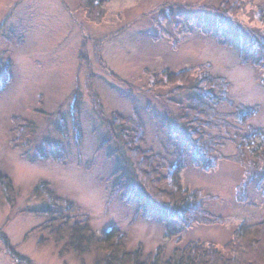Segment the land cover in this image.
<instances>
[{"label": "rangeland", "instance_id": "1", "mask_svg": "<svg viewBox=\"0 0 264 264\" xmlns=\"http://www.w3.org/2000/svg\"><path fill=\"white\" fill-rule=\"evenodd\" d=\"M87 1L0 0V177L11 179L16 194L11 207L0 181V230L31 264H93L92 254H59L60 245L52 240L38 246L46 230L25 237L46 220L20 212L44 202V195L32 194L43 179L77 202L95 230L120 229L128 247L140 242L148 251L164 245L168 254L174 246L195 240L222 249L238 224L264 221V182L247 179L227 157L234 153L232 139H239L241 130L229 126L213 131L224 138L218 147L222 157L211 169L185 157L182 183L202 193L205 211L213 218L191 225L174 221L176 233L166 237L159 206L144 215L136 199L127 203L112 191L110 175L124 160L98 116L94 97L100 99L104 119L116 111L141 121L145 148L173 162L182 140L169 146L168 133L192 92L178 93L171 84L154 82L163 80V70L191 69L196 75L211 64L212 73L230 81L231 101L256 106L242 128L264 127V60L251 63L255 57L264 59V0H246L223 31L216 26L220 0H96L93 6L100 7L89 12ZM240 33L245 47L252 37L258 42L256 53L242 55L245 63ZM6 58L11 65L4 68ZM216 109L232 110L226 102ZM12 116L33 124L30 140L20 146L11 143ZM45 142L60 148L48 149ZM44 152L61 160L41 158ZM3 247L0 239V264H17Z\"/></svg>", "mask_w": 264, "mask_h": 264}, {"label": "trees", "instance_id": "2", "mask_svg": "<svg viewBox=\"0 0 264 264\" xmlns=\"http://www.w3.org/2000/svg\"><path fill=\"white\" fill-rule=\"evenodd\" d=\"M94 1L96 0L85 2L87 12L100 7L98 2L93 6ZM245 1H219V9L215 8L218 11L216 26L220 27L219 30L230 28V19L235 18L243 9ZM239 37L241 58L246 51H258L256 37L250 39L247 47L243 33H240ZM244 59L247 58L243 57L241 61L245 63ZM261 60L264 59L258 60L255 57L251 59V63L261 64ZM10 65L11 61L6 58L4 68ZM210 66L211 64L207 65L205 70H200L196 75H192L191 69L176 72L163 70V80L154 82L159 85L171 84L178 93L192 92L187 94L188 105L179 113L175 127L168 133L169 146L175 147L177 140H182L181 150L176 152L173 162H169L162 154L145 148V129L141 121L116 111L111 113L110 119H104L100 99L94 97L98 116L105 123L109 139L119 144L124 160V165L110 175L112 191L127 203L136 199L139 210L144 215L153 205L159 206L166 237L176 233L173 229L174 221L191 225L208 223L213 218L205 211L202 193L198 189L185 186L180 172L187 155L202 169H211L216 160L222 157L218 153V147L223 144L224 137L214 135V130H226L229 126L241 130L243 134L240 138L232 139L235 143L234 153L227 157L241 166L247 179L264 182V127L248 124L246 129L242 128L255 114L256 106L236 105L231 101L228 97L230 81L225 76L212 73ZM108 74L118 79L113 73ZM124 84L129 86L128 83ZM77 101L76 99L75 106ZM221 102H226L232 108L231 112L220 113L216 108ZM11 124L13 145L20 146L30 140L33 129L30 121L21 116H12ZM77 132L79 138V131ZM43 145L48 149L60 148V144L55 142H45ZM45 153L39 156H50ZM50 157L61 160L59 157ZM0 181L3 184L5 199L12 207L16 194L11 179L2 176ZM32 194L37 197L44 195V202L39 208L21 209L20 212L41 214L46 216V220L28 231L25 237L34 231L46 230L47 236L40 237L37 245L52 240L55 245H60L59 254L68 251L79 257L92 254L93 264H264V221L252 225L241 222L233 229L222 249L214 244L190 240L182 246H174L167 254L164 245H158L148 251L140 242L128 247L125 234L115 226L95 230L89 215L81 211V206L58 194L46 180L40 179ZM0 239L4 252L17 261V264H31L30 259L19 254L10 244L8 236L2 230Z\"/></svg>", "mask_w": 264, "mask_h": 264}]
</instances>
